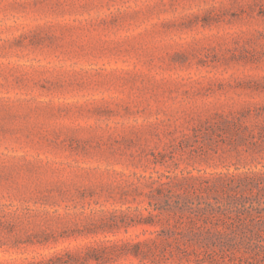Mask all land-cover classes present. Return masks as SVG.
<instances>
[{
    "label": "rangeland",
    "instance_id": "obj_1",
    "mask_svg": "<svg viewBox=\"0 0 264 264\" xmlns=\"http://www.w3.org/2000/svg\"><path fill=\"white\" fill-rule=\"evenodd\" d=\"M259 171L264 0H0V264H98L153 182Z\"/></svg>",
    "mask_w": 264,
    "mask_h": 264
},
{
    "label": "trees",
    "instance_id": "obj_2",
    "mask_svg": "<svg viewBox=\"0 0 264 264\" xmlns=\"http://www.w3.org/2000/svg\"><path fill=\"white\" fill-rule=\"evenodd\" d=\"M152 184L149 197L157 203L150 201L149 216L137 223L160 229L143 241L90 248L84 258L98 264L124 258L139 264H264V173H189Z\"/></svg>",
    "mask_w": 264,
    "mask_h": 264
}]
</instances>
